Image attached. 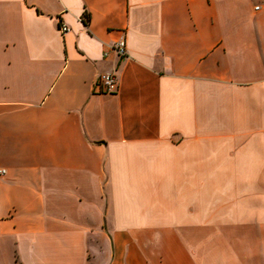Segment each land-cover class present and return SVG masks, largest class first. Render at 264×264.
I'll return each mask as SVG.
<instances>
[{
    "label": "crops",
    "instance_id": "crops-1",
    "mask_svg": "<svg viewBox=\"0 0 264 264\" xmlns=\"http://www.w3.org/2000/svg\"><path fill=\"white\" fill-rule=\"evenodd\" d=\"M0 167V264H264V0H0Z\"/></svg>",
    "mask_w": 264,
    "mask_h": 264
},
{
    "label": "built area",
    "instance_id": "built-area-1",
    "mask_svg": "<svg viewBox=\"0 0 264 264\" xmlns=\"http://www.w3.org/2000/svg\"><path fill=\"white\" fill-rule=\"evenodd\" d=\"M67 27L63 24L59 25V31L61 33L67 32ZM111 50L118 56L124 57L126 55L125 41L119 40L112 47ZM94 89L97 93L100 94H109L114 93L117 90V80L116 76L112 73H103L97 76ZM6 174V170L3 167H0V177H3Z\"/></svg>",
    "mask_w": 264,
    "mask_h": 264
},
{
    "label": "trees",
    "instance_id": "trees-1",
    "mask_svg": "<svg viewBox=\"0 0 264 264\" xmlns=\"http://www.w3.org/2000/svg\"><path fill=\"white\" fill-rule=\"evenodd\" d=\"M82 21H83V23L86 25L87 24V22H88V17H87V15H84L83 17H82Z\"/></svg>",
    "mask_w": 264,
    "mask_h": 264
}]
</instances>
